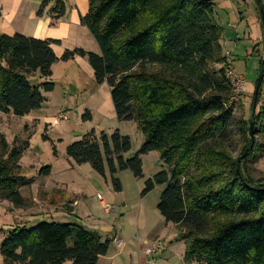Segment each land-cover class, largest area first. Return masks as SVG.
<instances>
[{"label":"trees","instance_id":"trees-1","mask_svg":"<svg viewBox=\"0 0 264 264\" xmlns=\"http://www.w3.org/2000/svg\"><path fill=\"white\" fill-rule=\"evenodd\" d=\"M50 0H43L41 16ZM80 15L99 53L80 47L58 58L57 40L19 32L0 33V112L24 116L41 108L43 93L54 89L51 66L58 59L85 57L96 84L105 83L118 121L134 120L143 142L132 156L128 135L115 129L87 131L65 148L76 164L89 163L112 188L121 190L117 173L129 170L143 177L141 156L157 151L165 168L144 181L140 194L163 185L156 209L166 223L179 229L184 259L198 264H264V182L251 175L246 161L264 152V141L247 138L252 115L242 121L245 137L239 161L226 139L233 119V88L223 54L222 29L214 18V0H87ZM263 6L262 0H256ZM50 24L65 15L63 0L48 10ZM261 85L252 120L255 134L264 133V21ZM260 43L254 45L258 47ZM256 50V49H255ZM259 52V51H258ZM259 54V53H258ZM221 64L218 68H211ZM262 94V96H261ZM230 103V105L228 104ZM83 120H90L85 111ZM27 141L9 146L0 133V199L22 207L19 158ZM50 166L41 168L48 173ZM112 237L78 223L43 221L29 228L14 226L0 243L3 264H96L107 253Z\"/></svg>","mask_w":264,"mask_h":264},{"label":"rangeland","instance_id":"rangeland-1","mask_svg":"<svg viewBox=\"0 0 264 264\" xmlns=\"http://www.w3.org/2000/svg\"><path fill=\"white\" fill-rule=\"evenodd\" d=\"M33 1L35 0H23L17 18L11 22L13 26L25 22L26 19L22 20V17L33 5ZM52 1L54 4V0ZM65 1L69 11L71 2ZM214 4V18L222 29L220 43L223 54L231 65L228 70L233 69L243 77L242 96L231 103L233 119L226 139L230 154L237 159L243 154L240 152L246 139L241 135L240 128L242 121L250 119L249 106L259 74V59L263 56V44L255 50L254 44L257 42L249 36L253 31L250 26L256 19L259 23V15H262L256 0H214ZM261 7L263 9L262 5ZM72 14L73 11L68 12L69 22ZM258 31L262 33L261 28ZM92 41L96 44L94 39ZM219 66L221 64H214L211 68ZM60 80L64 81L63 78ZM84 80L90 87L96 85L93 78L88 79L85 76ZM62 91L63 88L59 86L54 94V101H45L41 108L24 116L0 112V133L4 135L9 146L13 143L20 145L21 141L28 142L18 161L20 168L17 169V173L26 182L18 186L25 203L22 207H16L11 202L0 199V243L14 226L24 225L29 228L43 221L73 222L98 232L102 239L112 237L109 235L110 231L116 230L125 239L133 241V247L142 244L144 237L152 233L151 237L161 239L163 247L158 249L152 258L149 257L151 262L147 264H198L184 259L185 244L174 225L170 224L160 231L157 221L161 216L156 205L163 185H156L148 193L140 194L144 181L165 168L157 151H150L141 156L142 178H134L129 170L117 173L121 183V190L118 192L112 188L107 171L105 176H101L92 170L89 163L76 164L65 154L68 144L79 140L98 122H102L106 126L107 134L117 128L120 133L130 137L131 149L126 155L132 156L144 139L136 122L118 121L116 118L110 122L108 117L97 109L104 99L102 91L91 96L86 107H79L78 104L71 103V100L68 104L62 103ZM105 91H109L107 85ZM258 107L259 103L256 110ZM85 108L92 112V119H82ZM256 110L254 108V113ZM60 112L65 113L67 117L55 122ZM247 138H250L249 132ZM253 139L264 141V133H254ZM246 165L252 176L264 182V152L257 151V155L247 160ZM44 166H50L51 172H41ZM101 199L109 206L108 212L104 210ZM70 203L72 207L69 206ZM139 214H142L146 222L144 227L140 226L138 229ZM0 264H3L1 255Z\"/></svg>","mask_w":264,"mask_h":264},{"label":"crops","instance_id":"crops-1","mask_svg":"<svg viewBox=\"0 0 264 264\" xmlns=\"http://www.w3.org/2000/svg\"><path fill=\"white\" fill-rule=\"evenodd\" d=\"M40 1L41 0L33 1L34 6L32 5L30 9L24 13L22 20L25 18L28 22L25 20V22L22 23L18 20L20 22L18 26H13L11 22L13 19L17 18L16 15L21 9L23 0H0V33L11 35L15 32H19L35 38L57 40L58 42L53 43L51 47L54 54L58 58H60L66 49H73L76 47L99 53L97 43L95 44L92 41L93 39H91L92 36L89 31L85 26L80 24L79 21L80 15H84L88 10L87 0H69L71 2L69 11L66 1L63 0L65 4V15L54 25L50 24L51 21L48 14V10L52 7L53 1L50 0L48 5L44 7L43 14L41 16H37L36 11L41 4ZM71 11H73V14L71 15V21L69 22L67 16L68 12ZM258 25L259 23L256 19L250 26L253 31L249 34V36L253 41L260 43L261 45L262 33L261 31H258L260 28V25ZM259 46L255 48L256 51L259 49ZM51 72L50 80L54 82V89L51 92L43 93L46 98V102L54 101V94L57 92L59 86L63 88L61 102L68 104L71 100V103H76L79 107H86L88 99H90L94 94H97L99 91H102L104 99L97 106V109L102 111L106 117H108L107 119L110 120V122L116 118L110 92L105 91L106 84H96L95 86L90 87L85 83V76L88 79H94L92 68L85 57L74 56L72 59L67 61L58 59L52 64ZM62 78L64 81L60 80ZM85 110L89 111L92 119L93 115L92 112H90V109L85 108ZM105 127L106 126H104L102 122H98L96 126L91 129H94L96 133H99L100 131H106ZM50 172L51 167L49 173ZM69 206L72 207L73 205L70 203ZM137 221L139 223V226H137L138 229L140 226L144 227L146 221L142 214H139ZM157 224L161 228L160 231H162V228H167L170 225L164 221L162 216L159 217ZM175 227L173 230H175ZM109 235L112 236V242L108 251L105 255L99 257L96 264L150 263V259L142 253V244L139 243V246L133 247L134 242H131L129 239H125L122 234L116 230L110 231ZM151 235L152 233L145 236L143 241L153 240L154 238L151 237Z\"/></svg>","mask_w":264,"mask_h":264},{"label":"built area","instance_id":"built-area-1","mask_svg":"<svg viewBox=\"0 0 264 264\" xmlns=\"http://www.w3.org/2000/svg\"><path fill=\"white\" fill-rule=\"evenodd\" d=\"M228 78L233 88V96L231 101H237L239 97L242 96L243 90V77L240 74H237L233 69H229L227 72ZM67 115L63 112H60L55 118V122L59 120L66 119ZM98 197H100L98 195ZM101 203L104 206V210L106 212L109 211V206L101 199ZM163 247V243L160 238H156L150 241H143L142 243V252L148 258H152V256L156 253V251ZM151 262V261H150Z\"/></svg>","mask_w":264,"mask_h":264},{"label":"water","instance_id":"water-1","mask_svg":"<svg viewBox=\"0 0 264 264\" xmlns=\"http://www.w3.org/2000/svg\"><path fill=\"white\" fill-rule=\"evenodd\" d=\"M260 12H261V15H262V20L264 21V12H263V9L262 7L260 6ZM261 80H262V73L259 72L258 74V77H257V81H256V84H255V89H254V93H253V107H252V115H251V119H250V122H249V133H250V138L252 139V143L254 142V131H253V120H252V116H253V112H254V108H255V104H256V97H257V94H258V91H259V87L261 85ZM248 152V149H246L244 151V153L237 158V163H236V170L238 171V168H239V161L241 159H243L246 154Z\"/></svg>","mask_w":264,"mask_h":264}]
</instances>
